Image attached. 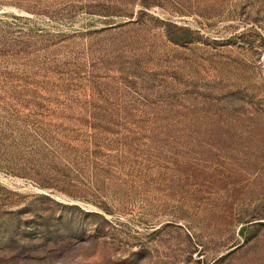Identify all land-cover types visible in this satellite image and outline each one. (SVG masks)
<instances>
[{"label": "rangeland", "instance_id": "rangeland-1", "mask_svg": "<svg viewBox=\"0 0 264 264\" xmlns=\"http://www.w3.org/2000/svg\"><path fill=\"white\" fill-rule=\"evenodd\" d=\"M93 115L137 126L104 185L31 153ZM0 264H264V0H0Z\"/></svg>", "mask_w": 264, "mask_h": 264}, {"label": "trees", "instance_id": "trees-1", "mask_svg": "<svg viewBox=\"0 0 264 264\" xmlns=\"http://www.w3.org/2000/svg\"><path fill=\"white\" fill-rule=\"evenodd\" d=\"M139 22V21H138ZM132 23H126L120 27H108L101 32L111 30L123 31ZM117 28V29H113ZM169 33V31H167ZM169 40L177 43L179 39H174L169 34ZM182 38V37H179ZM169 104V103H168ZM164 103L162 107L164 108ZM155 105L153 108L144 105L143 110H150L154 113L144 114L141 119L136 121L141 131L156 132L160 129H181L186 130L196 125L200 119L194 120L185 116L166 117L156 113L160 107ZM210 111V110H209ZM208 112V111H206ZM222 113H214L220 116ZM89 130L81 132V124L75 129L64 127L63 121L60 123H45L31 119L28 124L30 139L32 140L31 153L42 155L48 162L65 165L69 171L77 173H90L93 178L104 185L107 180L114 178V170L119 171L122 155L125 148L133 142L130 135L133 127H137L134 122L129 123L131 130L128 129L126 118L113 116H89ZM209 126V125H208ZM210 127V126H209ZM161 130V131H162ZM88 171V172H87ZM95 181V184L97 182ZM94 183V182H93ZM262 224V223H261Z\"/></svg>", "mask_w": 264, "mask_h": 264}]
</instances>
